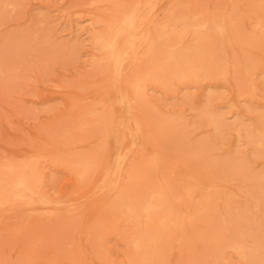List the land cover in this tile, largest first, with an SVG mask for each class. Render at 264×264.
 I'll use <instances>...</instances> for the list:
<instances>
[{"label": "rangeland", "instance_id": "374dc122", "mask_svg": "<svg viewBox=\"0 0 264 264\" xmlns=\"http://www.w3.org/2000/svg\"><path fill=\"white\" fill-rule=\"evenodd\" d=\"M0 264H264V0H0Z\"/></svg>", "mask_w": 264, "mask_h": 264}, {"label": "bare ground", "instance_id": "6f19581e", "mask_svg": "<svg viewBox=\"0 0 264 264\" xmlns=\"http://www.w3.org/2000/svg\"><path fill=\"white\" fill-rule=\"evenodd\" d=\"M117 23V22H116ZM135 80V79H134ZM137 80V79H136ZM144 82V79H138L136 81V83L133 85V87L136 89L137 87H139V84ZM135 125H138L135 124ZM18 184V183H17ZM165 186H169V185H165ZM23 189H25L22 185L20 186V188L18 189V191H23ZM169 189V187H166V188H163L162 190L160 191H156V199H157V202L153 205V206H150L148 204L142 206L141 208H144L145 210H149V208H153V207H162V204H161V199H163V196L165 195V192ZM17 190V188H16ZM21 194V193H19ZM202 202H205V198L203 197V199H201ZM207 202V201H206ZM205 202V203H206ZM207 207V205H205ZM161 212H162V215H163V218H171V216H174L171 213V210L167 209V208H164L163 210L161 209ZM139 241V240H138ZM144 244V243H143ZM137 245V244H136ZM135 247V246H134Z\"/></svg>", "mask_w": 264, "mask_h": 264}]
</instances>
